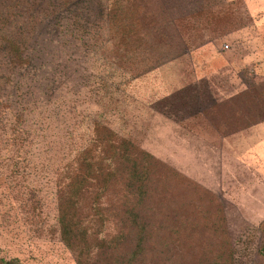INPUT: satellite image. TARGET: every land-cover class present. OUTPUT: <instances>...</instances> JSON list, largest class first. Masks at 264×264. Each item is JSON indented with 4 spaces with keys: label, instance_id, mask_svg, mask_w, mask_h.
I'll use <instances>...</instances> for the list:
<instances>
[{
    "label": "rangeland",
    "instance_id": "374dc122",
    "mask_svg": "<svg viewBox=\"0 0 264 264\" xmlns=\"http://www.w3.org/2000/svg\"><path fill=\"white\" fill-rule=\"evenodd\" d=\"M50 2L0 0V264H79L58 190L102 126L152 159L140 227L112 218L120 250L82 264H117L138 236L136 264H264V0Z\"/></svg>",
    "mask_w": 264,
    "mask_h": 264
},
{
    "label": "trees",
    "instance_id": "16d2710c",
    "mask_svg": "<svg viewBox=\"0 0 264 264\" xmlns=\"http://www.w3.org/2000/svg\"><path fill=\"white\" fill-rule=\"evenodd\" d=\"M52 1L50 4L53 7L59 3L58 0ZM74 2L75 0H65L64 4L72 6L75 5ZM99 8L102 17L105 16L104 14L109 15L108 8L103 5ZM69 13L72 14L73 10L70 9ZM17 21H19L18 18ZM24 23L20 25L23 27ZM16 30H19V27ZM10 46H12L13 59L16 63H20V66L31 63L28 57L22 56L23 51L20 47L12 43ZM101 129V134H98L100 135L99 142L96 144L94 142L91 147L79 152L73 162L66 164L67 170L63 176L64 187L58 190L62 239L71 250L77 253L79 264H82L93 250H97L107 260L111 258L108 255L120 250L119 242L126 238L124 232H120L110 240L105 237L106 227L112 218L113 221H117L118 225L126 227L128 234L131 230L129 228L140 227V209L145 194L143 190L146 180L140 165L142 161L152 159V156L145 152H137L138 149L131 140L123 138L108 126H102ZM28 141L34 143L32 139ZM63 156V161H65V154ZM114 183L121 186L124 184L122 188H126V194L131 192L133 195L129 211L122 210V212L115 213L112 208H108L107 202L104 203V200H107L110 186L114 187ZM119 201L120 198L117 203ZM82 204L88 214L86 218L90 217L87 226H83L78 218V211L83 208ZM122 206L125 207L126 202L123 201ZM141 252L142 243L138 236L137 245L132 254L128 257L121 255V258L119 260L116 258L115 261H118L117 264H136ZM3 264H19V261L10 260Z\"/></svg>",
    "mask_w": 264,
    "mask_h": 264
}]
</instances>
